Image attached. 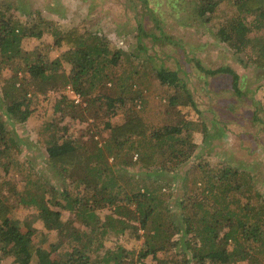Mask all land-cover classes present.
Segmentation results:
<instances>
[{
	"label": "rangeland",
	"instance_id": "374dc122",
	"mask_svg": "<svg viewBox=\"0 0 264 264\" xmlns=\"http://www.w3.org/2000/svg\"><path fill=\"white\" fill-rule=\"evenodd\" d=\"M199 4L200 0H0V7L6 9L12 25L21 23L27 26L42 19L51 22V30L68 31L84 23L82 29L106 41L111 53L119 51L116 64L99 63V75L104 80L99 83L101 79L95 76L94 82L99 83V88L91 94L97 98L93 103L88 100V95L86 100L82 97L85 101L81 100L79 104L83 108L75 107L80 111L81 120L73 122L69 117L59 122L58 113L52 108L63 92L72 99L65 91L50 93L47 90L41 95L30 86L24 100L29 101L32 110L23 123H15L5 114L10 98L1 101L5 79L15 73L14 80L24 84L25 69L37 60L38 54L51 63L56 61L53 65L56 74L68 73L70 65L64 57L68 48L64 43L55 45L49 31L41 37L26 35L20 41L21 54L10 61L4 56L0 60V117L6 122L7 129L15 132L13 137L21 140L14 137L18 144L12 147L16 153L10 168L5 171L0 165V196L11 205V215L16 220H26L32 225L35 230L33 240L43 249H50L52 243L60 240L58 232L45 228L36 216L35 207L21 202L19 195L25 198L45 193L48 198L50 185L60 191L67 190L71 195L90 196L82 202L85 211L94 210L99 222L103 223L102 230H106L105 234L98 231L93 235V246L103 245L98 252L92 253L100 254L101 260L92 264H105L103 259L108 258L107 249L112 251L118 246L131 250L123 264H133L135 260V264H139L137 252L146 248L145 239L152 245H163L154 257L149 254L142 260L148 264H156L157 259L164 264H210L209 259L202 261L192 257L200 247L197 233L207 223L209 215L216 212L218 221L229 223L226 216L219 214L228 210L242 214L241 206L244 205L260 207L264 197V67L253 63L249 49L244 54L221 41L216 34L219 26L197 13ZM249 21L246 19V23ZM91 37L87 43H91ZM162 67L178 71L180 82L176 85L162 82L158 77ZM222 67H229L237 74L236 84L226 72L206 73V70ZM182 83L192 90L194 105L180 86ZM121 89L127 97L131 94L135 97L124 106L116 102L110 106V99L120 95ZM12 92L11 95L17 93ZM61 103L69 106V102ZM123 107H127L130 113L121 110ZM127 115L142 118L149 131L182 127L176 134L183 142H176L175 156L161 154L157 145L153 148L157 161L161 155L169 161L166 168L157 165L141 169L135 150L128 147L129 142L120 148L109 144L108 126L122 123ZM56 120L59 122L57 127L82 131L85 135V141L81 143L83 150L86 147L94 155L95 162L106 161L108 169L101 168L104 171L100 174V183L113 179L114 187L110 193L108 190L91 196V191H86L80 184L76 187L70 177L47 163L45 146L53 127L46 128L45 124ZM188 133L193 135L194 143L186 142ZM146 139L141 137L134 142L140 144L139 155L151 150L144 144ZM165 145L162 144V148ZM97 148H100L98 153ZM183 151H189V157L185 158ZM225 169L230 172L236 169L237 174L227 175L224 182L234 180L241 184V188L231 187L223 196L211 188L209 179L215 180L214 173H222ZM139 188L152 191L154 199L146 227L137 231L140 234L137 237L138 221L134 218L130 220L131 226L121 232V220L125 215L118 209L132 204L124 200V194ZM205 188L207 192H203ZM205 194L209 196L207 199ZM110 198H113L111 203ZM57 199L65 202L62 196ZM180 201L181 204L177 205ZM120 204L122 206L118 207ZM48 205L52 210H58L63 220L73 218L75 211H81L77 207L70 211L51 202ZM181 211L192 220L194 234L191 238L197 247L191 239L187 240L191 247H187L184 240H180L182 233L175 229L174 223ZM74 225L85 228L83 222ZM219 237L221 239L216 243L229 250L230 245L223 236ZM66 250L69 246L64 243L52 252V256L57 257ZM254 251L256 257H264L257 249ZM112 257L108 259L111 261ZM0 264H11V258H5ZM221 264L245 262L230 260Z\"/></svg>",
	"mask_w": 264,
	"mask_h": 264
},
{
	"label": "trees",
	"instance_id": "16d2710c",
	"mask_svg": "<svg viewBox=\"0 0 264 264\" xmlns=\"http://www.w3.org/2000/svg\"><path fill=\"white\" fill-rule=\"evenodd\" d=\"M200 1L201 4L197 7V13L200 16H204L206 20L214 21L219 26L216 30L218 38L233 47L235 51L245 54L246 50L249 49V52L252 51L253 63L264 67V0H221L224 3L223 5H221L220 0ZM246 19H250V21L246 23ZM50 23L48 20L39 19L38 23L32 25L23 26L21 23L12 25L10 24L9 17H7L6 9L0 7V60L4 56L6 61H10L17 54H21L19 46L24 36L41 37L44 32L48 31L52 33L55 45L64 43L68 48L64 55L67 63L70 65L68 73L64 71L63 73L56 74L53 69L56 61L51 63V61L44 60L38 54L37 60L25 69L24 84L21 85L20 82L14 80L15 73L5 79V85L1 89V101L6 102V99L10 98L6 103L5 114L8 115L10 120L14 119L13 122L15 123L26 122L31 115L32 109H29V101L24 100L26 99V94L29 93L27 90L30 86L32 90H37L39 94L45 95L47 90H50V93L65 91L67 85H69L80 95L82 101V97L85 98L88 95V100H93L92 102L94 103L97 95L91 94L96 92L99 88V83L104 80L101 79L102 75H99L101 70L99 63L102 61V65L106 63L113 65L117 62L119 51L111 53L106 41L92 36L91 32L85 31V28L82 29L84 23L83 25L78 24L68 31L51 30ZM89 37H91V43H87ZM24 55L28 56L27 54ZM219 71L230 74L233 83L236 84L237 74L229 67H222L219 70L213 71L206 70V73L212 75ZM177 72L162 67L158 72V77L164 83L176 85L180 82V75ZM95 76L101 79L97 85L94 82ZM180 86L184 89V93L190 102H193L192 90L188 89L187 86L185 87V83H182ZM10 89L17 91V93L11 95L13 92H10ZM122 92L123 90L121 89L120 95L114 97V99H110V106L114 105L115 102L120 106H124L126 102H131L135 97L131 93H129L131 96L127 97ZM61 102H69V106L67 107ZM81 106L79 103H74L63 92L59 98H56L52 108L54 107L58 113L57 120L59 122L63 121L66 117H69L70 122H73L81 120L80 111L75 108H83ZM126 109L127 107L121 108L124 112L130 113ZM57 120L45 124L46 128L53 127L52 133L51 131L48 133L49 138L45 146L47 163L59 169L65 176L70 177L72 179L71 182L76 187L80 184L86 191H91V196L100 195L108 190L110 193V190L114 187L113 179L100 183V174L104 171L101 168L108 169L106 161L101 163L95 162L93 160L94 155L89 153L86 147H84V150L81 147V143L85 141L84 133L82 131L78 132L74 128H69L68 130V128H64L63 126L57 127L59 123H56ZM108 127L110 128L109 144L120 148V146L129 142L128 147L130 146V148L135 150L137 163H139L138 166L141 169H148L157 165L166 168V164L169 161L164 159L165 157L161 154H168L170 157L172 155L175 156L176 142H183L180 136L176 134L182 130V127H161L149 131L142 118L137 115H127L122 123L109 125ZM14 133L13 130L7 129L6 122L0 117V165H3L5 171L10 168L13 154L16 153L12 148L18 144L16 143L17 138L13 137ZM192 136V134L188 133V141L186 142L194 143ZM141 137L147 138L144 140V144L149 146L151 150L141 152V155H139L140 144L134 142ZM162 138L166 139L161 140ZM165 143L166 150L164 151L165 146L162 148V144ZM156 145L160 148L159 151H161L159 161H157L156 154L153 151ZM141 146H143V143ZM192 148L193 145L190 146V149ZM97 150L98 153L100 148H97ZM183 152L185 153V158L189 157V151ZM180 153L182 152L180 151ZM180 160L184 159L180 158ZM236 174V169L232 172L225 169L222 173H214L213 177L216 176L215 180L209 179L211 188L217 194L223 196H226L231 187L241 188V184L234 180H229L228 183L224 182L227 179V175L234 176ZM49 189L52 191L48 190V198H45V193L30 195L25 198L19 195V198L24 204L35 207V210H37L36 216L38 215V219L42 220L44 227L49 230H57L60 240L57 243H52L48 250L37 245L33 240L35 230L32 229V225L26 220H16L11 215V205L0 196V263L7 257L11 258V264H92L99 259L101 260L99 253V255H92V253L98 252L103 245L99 243L93 246V235L98 231L105 234L106 230H102L103 223L99 222V217L94 210L85 211L86 206L82 202L90 196L71 195L67 190L60 191L57 187L51 185ZM204 191L207 192V188ZM58 196H62L65 202L58 201ZM112 197H115V195H112ZM208 197V195H204L205 199ZM153 199L152 191L144 188L132 190L131 193L124 194V200L132 204L128 205L130 210L127 209V205L126 207H120L122 206L121 204L118 206L120 207L118 209L119 213L125 215L124 219L121 220V232L131 226L130 220L132 218L138 221L136 232L146 227V221L153 210ZM112 201L113 198H110L109 202L111 203ZM50 202L54 206L67 208L70 211H73L75 207L81 211H75L76 213L73 214V218L69 217L63 220L58 210H52L49 207L48 203ZM180 204L181 201L177 203V205ZM130 206L133 208H130ZM241 207L242 214L229 210L224 214H219V216H226L225 218L229 223L218 221L216 212L209 215V220L204 226L202 225L197 233L200 247L197 251L193 252L192 257H198L202 261L209 259L210 264H221L230 260L235 262L244 261L245 264H264V257H256L257 253L254 251V249H257L260 254L264 255V197L261 200L260 207L246 205ZM136 214L137 217H134ZM186 214L183 212L182 214H178L174 224L175 229L182 233L183 238L180 240H184L187 247H191L190 242L187 240L191 239L193 241L191 238V235L194 234L191 230L193 223ZM202 220L203 222L205 221L204 219ZM80 222H83L84 229H80L74 225ZM138 232L137 237L140 236ZM212 232L213 234L210 239ZM219 236H223L225 242L230 245L229 250L225 245L216 243L217 239L220 238ZM64 243L69 246V250L64 251L57 257H53L52 252ZM193 243L197 247V243L195 241ZM143 244L147 246L144 250L137 252L138 260L139 264H148L142 260L149 254H152L154 257L158 250L163 249V245H152L147 239L144 240ZM260 245L262 247L259 248L258 246ZM205 246H209L205 249L206 252L203 249ZM130 251L122 246H118L117 249H112V251L107 249L105 252L107 257L111 258L112 255L113 257L111 261L108 258L103 259V261L105 264H123L124 259L131 254ZM135 263L136 260L133 264ZM156 264L164 263L157 259Z\"/></svg>",
	"mask_w": 264,
	"mask_h": 264
},
{
	"label": "built area",
	"instance_id": "2783aa9c",
	"mask_svg": "<svg viewBox=\"0 0 264 264\" xmlns=\"http://www.w3.org/2000/svg\"><path fill=\"white\" fill-rule=\"evenodd\" d=\"M65 92L72 97L75 103L81 102L80 95L76 93L75 90L71 86L67 85Z\"/></svg>",
	"mask_w": 264,
	"mask_h": 264
}]
</instances>
